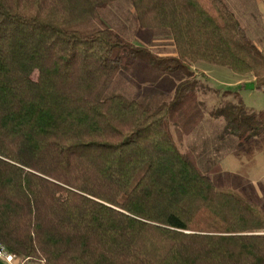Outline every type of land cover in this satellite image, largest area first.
<instances>
[{
  "label": "trees",
  "instance_id": "trees-1",
  "mask_svg": "<svg viewBox=\"0 0 264 264\" xmlns=\"http://www.w3.org/2000/svg\"><path fill=\"white\" fill-rule=\"evenodd\" d=\"M117 1L0 0V245L43 264H264V214L175 139L200 121L191 66L264 92V54L223 0H128L175 57L86 29ZM133 59L185 78L171 101L107 96ZM218 116L233 150L264 136V111Z\"/></svg>",
  "mask_w": 264,
  "mask_h": 264
},
{
  "label": "rangeland",
  "instance_id": "rangeland-1",
  "mask_svg": "<svg viewBox=\"0 0 264 264\" xmlns=\"http://www.w3.org/2000/svg\"><path fill=\"white\" fill-rule=\"evenodd\" d=\"M223 1L264 54V0ZM105 28L114 30L126 41L160 57L176 56L172 40L166 32L139 28L128 0L109 5L101 11L99 20L86 27L91 31ZM190 70L197 80L200 121L189 135L175 136L179 148L193 150L202 171L215 165L221 168L222 172L212 177L215 186L237 193L264 214V136L248 141L244 149L236 153L233 151L235 138L224 132L223 118L218 116L223 109L239 103L249 113L264 111V92L236 91L237 86L254 83L251 75L238 76L226 68L201 63L191 66ZM183 80L185 78L178 73H159L133 59L129 69L114 80L107 96L121 94L127 101L133 99L153 104L169 102ZM228 155L232 157L228 159ZM25 262L18 261L19 264Z\"/></svg>",
  "mask_w": 264,
  "mask_h": 264
},
{
  "label": "built area",
  "instance_id": "built-area-1",
  "mask_svg": "<svg viewBox=\"0 0 264 264\" xmlns=\"http://www.w3.org/2000/svg\"><path fill=\"white\" fill-rule=\"evenodd\" d=\"M0 261L4 264H19V260L10 255L2 245H0Z\"/></svg>",
  "mask_w": 264,
  "mask_h": 264
},
{
  "label": "crops",
  "instance_id": "crops-1",
  "mask_svg": "<svg viewBox=\"0 0 264 264\" xmlns=\"http://www.w3.org/2000/svg\"><path fill=\"white\" fill-rule=\"evenodd\" d=\"M241 90H243V89H241ZM239 91H240V90H239ZM246 91H247V90H246ZM254 91H255V90H254ZM250 92H252V91H250ZM261 138H262V137H261ZM261 138H256V139H261ZM252 140H253V139H252ZM249 141H250V140H249ZM247 142H248V141H247ZM247 142H246V143H245L240 149H238V150H233V151L236 152V153H238V152L240 153V152H241V149H242L243 147H245V146L249 143V142H248V143H247ZM243 149H244V148H243ZM227 157H228V159H230V157H232V156L229 157V155H228ZM226 161H227V159L225 160V163H226ZM223 164H224V162H223ZM219 169H220L219 173L222 172L221 168H219ZM242 170H243V169H242ZM219 173H218V174H219ZM216 175H217V174H216ZM216 175H214V176H216ZM233 175H234V174H233ZM235 175H236V174H235ZM25 264H43V263H37V262H33V261H26Z\"/></svg>",
  "mask_w": 264,
  "mask_h": 264
},
{
  "label": "water",
  "instance_id": "water-1",
  "mask_svg": "<svg viewBox=\"0 0 264 264\" xmlns=\"http://www.w3.org/2000/svg\"><path fill=\"white\" fill-rule=\"evenodd\" d=\"M242 88H244L247 91H254L255 90V84L254 83H247L243 87L242 86H237L236 89L239 91ZM0 264H4V263L0 261Z\"/></svg>",
  "mask_w": 264,
  "mask_h": 264
}]
</instances>
